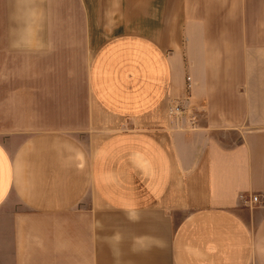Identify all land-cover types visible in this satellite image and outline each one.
<instances>
[{
	"label": "crops",
	"instance_id": "1",
	"mask_svg": "<svg viewBox=\"0 0 264 264\" xmlns=\"http://www.w3.org/2000/svg\"><path fill=\"white\" fill-rule=\"evenodd\" d=\"M197 2L0 0V264H264V0Z\"/></svg>",
	"mask_w": 264,
	"mask_h": 264
},
{
	"label": "built area",
	"instance_id": "2",
	"mask_svg": "<svg viewBox=\"0 0 264 264\" xmlns=\"http://www.w3.org/2000/svg\"><path fill=\"white\" fill-rule=\"evenodd\" d=\"M178 101L179 100H175L174 103L168 107L169 116H180L183 113V109H181V106ZM239 199L244 205L248 207L259 202L258 195H251L249 197L240 196Z\"/></svg>",
	"mask_w": 264,
	"mask_h": 264
},
{
	"label": "rangeland",
	"instance_id": "3",
	"mask_svg": "<svg viewBox=\"0 0 264 264\" xmlns=\"http://www.w3.org/2000/svg\"><path fill=\"white\" fill-rule=\"evenodd\" d=\"M198 2H200V0H197ZM197 2V3H198ZM186 80H187V78H186ZM188 89H189V87H188ZM187 96V95H186ZM187 98H181L180 100L179 99H170L169 101H168V106H171L173 103H174V101L175 100H179L178 102H179V104H180V106H181V109H183V113L180 115V116H170V118H174V119H177V118H179V117H187V116H190L191 115V113H192V111H190V109L189 108H186L183 104H181L180 103V101L181 102H183L184 100H186ZM231 137V136H230ZM230 137H228L227 139H226V143H229V144H232V143H234V142H236V140H234L235 138L234 137H231V138H233V139H231Z\"/></svg>",
	"mask_w": 264,
	"mask_h": 264
}]
</instances>
